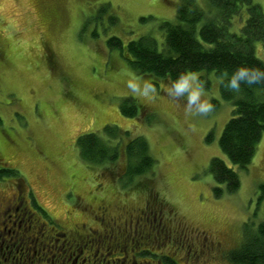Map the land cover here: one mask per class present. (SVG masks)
Segmentation results:
<instances>
[{"label":"rangeland","instance_id":"obj_1","mask_svg":"<svg viewBox=\"0 0 264 264\" xmlns=\"http://www.w3.org/2000/svg\"><path fill=\"white\" fill-rule=\"evenodd\" d=\"M179 2L0 0V194L16 198L18 217L29 207L45 229L64 233L47 256L36 242L31 245L35 262L60 264L57 249L66 251L68 239L92 236L99 246L118 243V254L105 252L110 259L123 256L125 247L139 263L148 252L144 261L233 264L227 255L242 243L244 224L263 221L258 197L264 133L246 169L224 157L219 141L234 107L222 98L220 77L196 74L204 84L201 99L216 100L218 108L206 115L186 113L185 97L168 95L171 84L156 86L151 77L135 73L127 52L108 46L113 37L127 46L147 36L164 48L161 26L177 22ZM255 2L264 13V0ZM199 3L209 6L207 0ZM240 25L236 20L233 29L238 32ZM257 50L264 61V49ZM127 99L130 104L123 103ZM132 101L136 114L125 116L121 106L131 110ZM89 134L105 146L117 144L116 159L85 161L77 140ZM139 136L154 166L141 177L125 178L124 146ZM216 157L241 181L237 192L218 198L209 171ZM19 226L21 232L28 228ZM78 243L59 253L70 257L68 264L85 260L79 254L84 243ZM18 246V254L13 249L18 258L9 263L19 260Z\"/></svg>","mask_w":264,"mask_h":264},{"label":"trees","instance_id":"obj_2","mask_svg":"<svg viewBox=\"0 0 264 264\" xmlns=\"http://www.w3.org/2000/svg\"><path fill=\"white\" fill-rule=\"evenodd\" d=\"M207 3V9H203L199 0H180L176 9L177 22L161 26L166 33L164 48L158 49L155 40L147 36L130 41L127 46L113 37L108 46L111 50L127 52L125 56L135 73L151 77L156 86L160 81L172 84L184 72L214 73L220 77L222 98L234 110L224 127L219 147L233 166L246 169L264 133V79L253 84L241 83L238 92L226 88L225 84L238 67L264 72V61L257 56V46L259 50L264 49V13L255 0H207ZM239 19L240 30L236 32L234 22ZM123 103L131 102L127 99ZM212 105L213 109L218 108L216 100ZM125 106H121L124 115L134 117L133 101L129 105L131 110L126 111ZM107 131L113 134L114 129ZM77 145L82 158L90 163L113 161L117 157V144L105 146L94 134L77 140ZM148 152V144L142 136L127 142L124 146L128 165L125 178L141 177L151 170L154 160ZM209 171L218 185L213 192L216 198L239 190V175L221 158L211 160ZM259 191L258 202L262 204L264 184ZM244 225L242 243L227 258L233 264H264V219L258 225L251 222ZM165 261L175 264L168 258Z\"/></svg>","mask_w":264,"mask_h":264},{"label":"flooded vegetation","instance_id":"obj_3","mask_svg":"<svg viewBox=\"0 0 264 264\" xmlns=\"http://www.w3.org/2000/svg\"><path fill=\"white\" fill-rule=\"evenodd\" d=\"M16 198L13 196L12 198L10 197H5L2 193L0 194V220L3 221L0 224V264H13L9 263V261L12 262L15 261L16 256L13 257V249H16V253H19V246L18 243L20 244V251H21V256L19 260L16 261L15 264H40L38 261L35 262L34 258L29 256V253L31 251V245H34L36 242L37 247L41 246L42 251H46L47 253L44 254V256H47V254H51V250L54 248V244L57 243L58 239L61 238L63 234H59L58 232L51 233L45 227L38 222L37 219L33 218L34 212H32L29 207H24V212H23V217L21 218L20 216L18 217V208H15V203ZM24 202L21 204L23 205ZM9 207H5V206ZM7 209V211H5ZM16 211V212H15ZM150 209L147 211H143L146 213V216L148 217L150 215L149 213ZM140 212V211H137ZM136 212V213H137ZM108 210H105V212L102 211L101 215L104 217L107 216ZM143 214V213H142ZM133 218V217H132ZM22 219V220H21ZM128 219H131V214L128 216ZM22 223L27 224L28 228L25 229L24 231L21 232V226L17 228V224L22 225ZM78 236L81 234H77ZM81 241L84 243L83 249L79 252V254L85 256V260H83V264H165L167 259H155L151 261L143 260V257H147L146 254L145 256H142L140 261L144 263H139L137 262L135 256L133 254H130V252H133L131 250L126 251L125 247L122 248V252H124L123 256H115L112 257V259L106 257L107 250L113 251L115 253L118 250L117 244L113 242L111 245H102L99 246L97 242L93 240L92 236H79L75 240H69L67 241L66 245L63 244V248H67V250H58L57 249V255L60 256V264H68L70 261V257L64 258L62 255L59 253L65 254L69 250L73 248L76 244H79L78 242ZM5 245V246H4ZM35 247V245H34ZM134 247V246H133ZM145 248V247H144ZM93 249H96V253H92ZM120 249V248H119ZM136 249V248H135ZM134 249V250H135ZM74 252V251H71ZM117 253V252H116ZM134 253V252H133ZM148 253V252H147ZM5 254H8V257H5ZM37 251H34V256H36ZM99 254V256H98ZM110 254L109 257L112 255ZM118 254V253H117ZM126 257H125V256ZM157 256V255H155ZM56 257V256H55ZM21 259V260H20ZM75 259V257H74ZM77 259V258H76ZM100 259V261H99ZM72 262V264H76ZM43 264V261H42Z\"/></svg>","mask_w":264,"mask_h":264},{"label":"clouds","instance_id":"obj_4","mask_svg":"<svg viewBox=\"0 0 264 264\" xmlns=\"http://www.w3.org/2000/svg\"><path fill=\"white\" fill-rule=\"evenodd\" d=\"M255 73L252 75L251 73ZM264 79V72L260 70L249 69L247 67H238L231 74L225 87L234 91L240 90L241 83L253 84ZM129 87L134 88L133 85ZM204 84L195 73H180L168 88V95L173 98L185 97L186 103L184 110L186 113L206 115L213 107L206 99L202 100L204 93Z\"/></svg>","mask_w":264,"mask_h":264}]
</instances>
